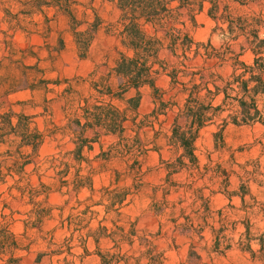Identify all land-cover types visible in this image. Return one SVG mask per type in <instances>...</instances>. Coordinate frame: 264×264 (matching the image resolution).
Wrapping results in <instances>:
<instances>
[{"label":"rangeland","instance_id":"1","mask_svg":"<svg viewBox=\"0 0 264 264\" xmlns=\"http://www.w3.org/2000/svg\"><path fill=\"white\" fill-rule=\"evenodd\" d=\"M23 1L0 0V110L24 116L30 131L42 133L44 143L36 156L21 148L31 156L26 165L15 154L18 139L0 145V154L9 150L15 155L1 167L11 176L0 182V226L12 236L0 241V264H103L100 255L106 256V264H264L257 241L250 242L254 256L243 249L249 238L264 232V125H234L227 119L220 132L221 120L230 113L224 111L198 135L196 168L181 167V150L167 146L162 136L171 129L174 114L162 111L172 92L168 79L160 78L159 92L142 88L137 112H125L126 125L134 118L140 126L139 138L129 129L125 137L157 143L147 144V153L138 157L136 176L124 175L133 161L111 153L119 137L104 130L85 132L89 143L76 160L77 134L69 119L78 113L79 100L93 103L96 98L123 111L126 100L137 95L132 90L122 99L110 98L91 86L102 82L117 91V79L108 74L119 53L126 52L118 36L120 12L110 0H73L80 24L76 30L94 32L83 52L66 16L46 6L42 13L25 10ZM258 1L250 7L228 5L235 16L258 15L259 37L264 38V0ZM207 8L185 28L195 42L222 49L228 41L218 28L225 26L210 18ZM239 43L231 44L236 54L241 53ZM159 57L170 64L178 61L167 50ZM241 60L251 64L252 53L244 52ZM223 69L230 72L227 66ZM30 83L37 89L18 90ZM9 88L18 91L6 95ZM263 104L260 97L264 118ZM156 131L162 132L157 138ZM216 232L221 242L215 251Z\"/></svg>","mask_w":264,"mask_h":264},{"label":"trees","instance_id":"2","mask_svg":"<svg viewBox=\"0 0 264 264\" xmlns=\"http://www.w3.org/2000/svg\"><path fill=\"white\" fill-rule=\"evenodd\" d=\"M110 1L115 3L120 12L121 30L118 36L126 52L119 53V58L108 74V77L113 75L117 79V91L102 82H92L91 86L98 95L110 98L122 99L132 90L137 95L126 100L127 109L123 111L109 102L98 101L96 98H93L95 100L93 103L89 102V98L79 100L76 110L78 113L69 119L70 125L73 124L75 127L72 132L77 134L73 142L74 153L72 152L76 160L80 159L82 149L89 143V140L84 137L85 132L89 129L104 130L108 134L119 137L118 142L110 149L111 153L115 151L126 161H133L131 165H128L124 175L136 176L139 170L138 157L147 153L149 150L146 147L147 144L155 146L157 143L155 139L144 144L140 141L141 139L125 137L124 133L129 129L139 138L138 129L140 128L134 118L131 119V125H126L128 118L125 112L129 110L137 112L139 91L142 88L150 87L154 92H159L156 82L160 78L168 79L170 92H172L167 101L162 102V111L170 110L174 114L171 129L162 136L167 146L181 150L177 159L181 167L196 168L195 142L198 135L202 129L214 124L224 111L230 113L221 120L220 132L228 123L227 119L234 125L256 122L264 125L263 114L258 105L259 98H264V38L259 37L261 30L259 16H235L228 5L229 2H233L239 6L250 7L259 2L258 0ZM20 3L25 10L30 11L32 8L42 13L41 8L46 6L66 16L74 24L72 28L79 49L86 52L90 41L93 40L94 32L82 33L76 30L80 24L74 17L75 2L73 0H24ZM206 5H208V16L216 23L225 26V28H218L228 41L222 49L214 48L209 42L207 44L195 42L185 28L186 22L195 24V15L201 13ZM45 20L50 21L46 17ZM49 28L48 25L46 30L49 31ZM159 32H162V36H158ZM238 41L241 42L239 43L241 53L236 54L231 49V44ZM162 50L170 52L178 60L177 63L170 64L167 60L160 59L159 54ZM246 51H250L253 55L251 64L241 60L242 54ZM156 66L157 69H155ZM226 66L230 69L229 73H225L223 69ZM41 81L44 84L42 89L47 90V81L45 79ZM35 84H26L18 90H36ZM18 90L13 91L9 88L5 94L9 95ZM219 97H221V102L215 104ZM156 111L153 110L149 115L155 114ZM14 117L18 119L16 123H13ZM146 126L153 128L147 124ZM155 133L154 137L157 138L162 132L156 131ZM219 133L216 135H220ZM14 138L18 139L15 154L17 158L24 160L21 165L28 164V160L31 159V156L24 155L20 151L21 148H30L31 154L36 156L44 143L42 133L36 129L30 131L29 123L24 116H16L12 112L2 113L0 110V145L12 143ZM10 157L15 158V155L9 150L0 154V159H2L0 160V182L5 176H11L4 175L1 170L2 165L6 164ZM184 160H187L190 165L184 164ZM13 162L14 165L18 164L17 159ZM62 165L67 166L66 163ZM169 168L174 167L169 164ZM74 182L77 183L75 180ZM242 188L243 185L240 189ZM241 199L243 200V196ZM195 225L190 220L188 226L194 229ZM197 226L201 227L199 224ZM248 229L246 226V232ZM219 235L217 232L214 233L213 248L215 251L221 242ZM10 236L12 235L7 227L0 226V241L4 243L10 239ZM253 240L258 242L259 259L264 261V232L254 239L249 238L248 243L243 245V249L254 256L255 252L250 245ZM105 257L100 255L103 264H106Z\"/></svg>","mask_w":264,"mask_h":264}]
</instances>
